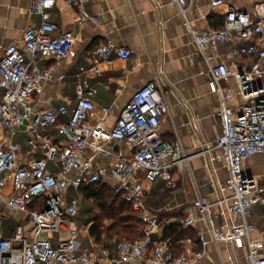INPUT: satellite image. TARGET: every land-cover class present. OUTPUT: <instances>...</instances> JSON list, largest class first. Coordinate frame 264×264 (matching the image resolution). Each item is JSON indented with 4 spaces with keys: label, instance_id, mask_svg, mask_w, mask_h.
Here are the masks:
<instances>
[{
    "label": "built area",
    "instance_id": "built-area-1",
    "mask_svg": "<svg viewBox=\"0 0 264 264\" xmlns=\"http://www.w3.org/2000/svg\"><path fill=\"white\" fill-rule=\"evenodd\" d=\"M80 8L79 20L96 21L97 15L83 10L86 0H66ZM185 15L194 0H170ZM224 0H214L220 4ZM56 0H32V8L42 20L28 26L18 42L0 45L4 53L0 58V198L6 209L23 212L31 225L28 230L20 224L10 236L3 234L0 221V264H125L140 257H147L152 264H193L204 254V247L213 242H225L234 247L248 249L249 264H264V243L251 237L255 225L250 221L254 204H264V183L258 175L245 169L244 161L255 153H264V1L256 7V15L228 3L222 27L198 30L187 18L185 24L193 35L198 53L209 65V84L212 91L221 95L220 113L222 133L208 143L213 158L223 161L229 168V176L220 179L212 176L210 183L217 194L212 201L197 192L195 206L199 219L207 227L199 233L202 248L188 253H177L168 240H157L160 227L157 213L146 202L145 181L153 183L161 178L175 185L173 169L186 159L184 146L178 139L164 141L160 127L170 111L164 92L155 81L135 91L125 103L115 124L103 141L96 136L91 117L96 105L91 96L94 89L87 80L76 85L77 105L68 121L66 105L58 108L38 107L34 103L47 81L55 76L53 65H42L41 60L67 56L75 43L72 30H60L51 20ZM233 40L241 43L252 40L247 46H235L234 55L252 57L250 66L236 71L226 63L214 65L206 50L210 46ZM113 54L129 58L132 49L111 40L98 43L93 51L92 64L84 68L88 74L101 72V64ZM83 69V68H82ZM235 82L244 97L239 106L228 104L233 96L224 86ZM109 107L100 109L104 120ZM25 127L28 142L33 149L43 150L42 157H19L21 144L14 140L15 133ZM57 126L64 135L54 141L48 134L41 135L42 128ZM124 141L132 146V152L123 155L116 151V142ZM111 157L110 164L97 163L96 157ZM60 167L58 173L49 169V162ZM105 182L138 211L145 222L144 233L134 241L117 243L118 257L109 247L99 245L93 238L91 245H84L78 236L80 196L64 200L66 191L82 185ZM9 190L8 195L6 192ZM215 207L219 210L216 211ZM7 210V211H8ZM223 221L219 222L218 217ZM187 217L185 226L194 224ZM58 233L57 245L52 241Z\"/></svg>",
    "mask_w": 264,
    "mask_h": 264
},
{
    "label": "crops",
    "instance_id": "crops-1",
    "mask_svg": "<svg viewBox=\"0 0 264 264\" xmlns=\"http://www.w3.org/2000/svg\"><path fill=\"white\" fill-rule=\"evenodd\" d=\"M214 0H194L184 15L178 5L170 0H86L83 10L88 15H97V20H79L80 8L69 4L66 0H56L52 7L51 20L57 23L60 30H72L75 43L71 52L60 59L53 57L41 60L42 65H53L55 76L45 83L43 91L36 95L34 103L38 107L50 106L58 108L66 105L69 115L60 118L68 121L72 110L77 105L76 85L80 80H87L94 94L91 96L96 105L91 124L96 128V136L105 139L115 124L125 103L133 93L155 81L157 88L164 92L170 111L161 124L160 132L164 141L180 140L184 146L187 159L172 171L174 184L159 178L153 183L145 181L147 188L146 202L159 218L160 227L155 235L163 240L164 226L181 220L185 228H192L194 237H184L174 246L177 253H188L202 248L199 233L206 231V224L199 219L195 206L197 192L205 194L210 200L217 199V194L210 180L212 176L226 179L229 168L223 161L213 158L212 143L222 133L220 113L221 95L212 91L209 84V65L198 53L193 35L185 24L188 18L198 30L223 25L228 3L256 15V7L264 0H224L213 4ZM41 15L33 10L32 0H0V45L18 42L24 30L30 25H38ZM106 40L132 49L129 58H121L113 54L109 61L101 64V72L88 74L84 68L92 64L95 46ZM252 40L242 41L237 45L233 40L207 48V54L213 58L214 65L226 63L236 71H244L252 60L248 55H234L235 46H247ZM4 51L0 47V58ZM83 68V69H82ZM264 82V79H263ZM233 96L227 102L231 106L244 103L237 83H224ZM3 89L0 87V101ZM109 107L104 120H100V109ZM41 135L48 134L52 140L59 141L64 137L57 126L42 128ZM29 134L23 126L14 140L21 144L20 159L26 161L30 157H42L43 150L33 149L28 142ZM116 151L126 155L132 152V146L124 141L116 142ZM111 157H96L99 164H110ZM245 169L258 175L264 183V153H255L244 161ZM49 169L58 173L61 169L54 162H49ZM9 190L6 192L8 195ZM82 194L77 188H69L65 202L72 196ZM6 209L5 201L0 198V221L3 234L10 236L20 224L31 229L23 212ZM218 211L219 208L215 207ZM250 221L255 225L251 237L264 243V204H254L251 208ZM78 217V216H77ZM192 217L194 224L185 226V219ZM222 216L218 221L222 222ZM78 236L84 245L90 246L94 238L90 234L92 222L79 220ZM161 221V222H160ZM59 234H53L52 241L57 245ZM168 240V239H165ZM116 237L109 240L111 254L118 257ZM264 249V247H263ZM204 256L193 264H249L245 246L232 247L220 243H209L204 247ZM125 264H152L147 257L129 261Z\"/></svg>",
    "mask_w": 264,
    "mask_h": 264
},
{
    "label": "trees",
    "instance_id": "trees-1",
    "mask_svg": "<svg viewBox=\"0 0 264 264\" xmlns=\"http://www.w3.org/2000/svg\"><path fill=\"white\" fill-rule=\"evenodd\" d=\"M77 189L82 194L77 218L81 219L79 216L82 203L89 205V209H86L87 213L93 210L94 214L85 217V221L92 222L90 234L96 242L106 245L114 237L119 240L134 241L143 235L146 222L139 217L138 211L133 208L131 203L121 196L114 195V189L111 185L105 182H97L82 185ZM161 224L164 226L163 240L168 239L174 246L181 238L195 236L193 229L185 228L181 220L169 224L161 222Z\"/></svg>",
    "mask_w": 264,
    "mask_h": 264
},
{
    "label": "rangeland",
    "instance_id": "rangeland-1",
    "mask_svg": "<svg viewBox=\"0 0 264 264\" xmlns=\"http://www.w3.org/2000/svg\"><path fill=\"white\" fill-rule=\"evenodd\" d=\"M88 207H90L87 204L82 203V209H81V214L79 217H81V220H85V217H87L88 215H92V213L94 214V211L92 210V212L87 213L86 209H89Z\"/></svg>",
    "mask_w": 264,
    "mask_h": 264
}]
</instances>
